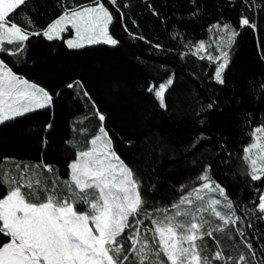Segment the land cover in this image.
Returning a JSON list of instances; mask_svg holds the SVG:
<instances>
[{
	"label": "trees",
	"instance_id": "16d2710c",
	"mask_svg": "<svg viewBox=\"0 0 264 264\" xmlns=\"http://www.w3.org/2000/svg\"><path fill=\"white\" fill-rule=\"evenodd\" d=\"M102 2L114 16L110 33L119 41L117 46L69 49L64 43L72 36L69 29L61 40L31 36L22 53H0V59L17 75L44 87L53 97L50 106L0 124V176L6 173L18 178L28 162L51 165L49 174L41 167L29 170L42 181L46 179L49 189L55 184L59 193L68 194L61 182L69 179L68 166L78 150L69 142L86 150V142L102 123L96 115L98 109L106 116L103 125L115 151L142 181L146 208L178 202L182 194L202 183L197 178L211 165L212 177L239 205L237 214L244 220L225 229L223 246L239 247L225 252L244 255L250 264H264V219L245 218L244 213V208L258 204L264 178L252 181L243 160V148L252 142V131L264 122V106L252 109L248 103L264 76V0ZM89 3L91 0H26L9 19L42 33L66 7ZM244 18L255 27L241 28ZM216 23H229L240 32L227 50L230 62L222 84L214 81L216 65L208 59L191 54L181 59L182 53H189L185 43L208 41L213 33L208 29ZM169 76L174 77V84L166 91V107L162 108L147 88L150 82L158 86ZM73 83L76 86L69 88ZM210 103L214 105L211 109ZM201 133L208 138L193 148ZM7 191L8 186L0 181V198ZM38 195L45 197L42 189ZM144 226H151V221L145 220ZM237 228L245 235H239ZM130 231L126 229L119 238L126 249L131 247ZM7 239L0 236V242ZM213 249L208 240L203 255L211 259ZM126 254L132 264L131 254Z\"/></svg>",
	"mask_w": 264,
	"mask_h": 264
},
{
	"label": "snow or ice",
	"instance_id": "6c2138e0",
	"mask_svg": "<svg viewBox=\"0 0 264 264\" xmlns=\"http://www.w3.org/2000/svg\"><path fill=\"white\" fill-rule=\"evenodd\" d=\"M25 3L26 0H0V53H22L31 36L42 34L48 41L61 40L69 28L74 33L71 38L64 39L69 49L99 44L115 47L119 44L110 33L114 16L102 0L66 7L63 14L49 23L42 33L26 30L9 19L10 14ZM110 3L116 5L117 0H110ZM240 23L241 28L255 27L246 18ZM213 30L212 39L219 40L216 43L219 55L208 52L210 44L204 40L188 41L184 47L189 49V53H182L181 59L188 54L207 58L216 65L215 81L222 84L231 55L225 47L232 48L240 32L229 23L222 26L213 24L208 31ZM125 31H128L126 26ZM5 45L18 47L9 50ZM173 84L174 77L169 76L158 86L150 82L147 91L154 93L160 106L165 108L166 91ZM75 86V83L68 85L69 88ZM84 95L88 96L87 91ZM52 103L53 97L44 87L17 75L0 59V124ZM213 106L210 103L208 108ZM96 115L102 123L98 133L86 142V150L75 142H69L78 150L75 160L68 166L70 179L63 182L67 195L59 193L55 184L49 189L47 180L31 175L27 165L18 178L0 176V181L8 186L7 193L0 198V236L8 238L7 242H0V264H129L130 256L126 252L135 257L132 264H212L198 244L203 238L200 233L208 221L203 214L195 215L191 208L199 203L198 211L210 212L218 218L222 222L217 228L219 231L238 222L244 223V220L237 214L239 205L212 177L211 165H206L198 176L202 183L186 195L182 194L178 202L148 209L142 193V181L115 151L113 139L103 125L106 116L98 109ZM251 135L252 142L243 148V160L251 180L259 181L264 178V122L255 127ZM207 138L201 133L192 147ZM42 168L53 171L51 165L44 164ZM41 189L45 193L44 199L38 195ZM258 201L254 207L244 208L245 218L264 217V193L259 194ZM79 205L84 206L83 211ZM186 205L190 207H184ZM145 220H150L151 226L145 227L144 235H141L140 226ZM247 226L252 227L251 219ZM132 228L134 231L127 237L131 247L126 249L119 238L126 229ZM236 231L241 236L245 235L241 228ZM148 233H151V239ZM248 247L252 248L251 243ZM213 259L220 260L222 256L217 252Z\"/></svg>",
	"mask_w": 264,
	"mask_h": 264
},
{
	"label": "rangeland",
	"instance_id": "374dc122",
	"mask_svg": "<svg viewBox=\"0 0 264 264\" xmlns=\"http://www.w3.org/2000/svg\"><path fill=\"white\" fill-rule=\"evenodd\" d=\"M66 33H64V34H66ZM214 33H215V30H213V33L210 35V39L208 41H205L206 43L210 44V47L207 49V51L208 52H211L214 55H219V53L216 51V43H219V40L218 39H216V40H213L212 39V37L214 36ZM227 49L228 48L225 47V50H227ZM258 69L260 70V65H258ZM262 79L263 80L261 81V85L259 86V90L248 98L249 106L252 109H256V108H260V107H263L264 106V76H263ZM214 81H215V78H214ZM46 107H48V106H46ZM37 110H39V109H37ZM9 162L10 163H17L18 166L21 164V162H16V161H13V160L12 161L10 160ZM37 165H40V164H38V163H29V162L27 163V166H30L29 169L32 170V168H33L34 171H38L40 169V167H37ZM41 168H42V165H41ZM22 170L25 171V168L23 167ZM44 171L47 172L48 174L51 173V172H48L46 170H44ZM29 173H30V170H29ZM2 176H6L7 177V174L6 173L5 174H2ZM69 179H70V177H69ZM69 179H67V180H69ZM3 183H5V182H3ZM61 183L64 184L63 182H61ZM65 189L68 192V190H67L66 187H65ZM62 195H67V194H62ZM193 199H194V197H193ZM79 207H80V209L82 211L84 210V206L79 205ZM184 207H190V206H187L186 205ZM199 208H200L199 203H196L195 206L191 208V211L195 215H197V216H200L201 214H203L205 216L206 221H208V222L204 224V227L202 229V233H200V234H202V237L203 238L198 241V244H199V246L202 249L203 248L205 249L206 248V245H207V241L210 240V242H212L213 245H214V249H213L214 251H213V255L212 256L214 257L215 256V253H217V252H219L221 254V256H222V259H220V260H215V259H213V257H211L212 264H214L215 261L216 262H219L217 264H250V262L248 260H246V257L244 255H239L238 254V255L232 256L230 253L227 254L225 252V249H229L230 251H232V250L235 251V250H238L239 247L237 246V244L229 245V246L228 245L227 246H223L222 240H221V236L224 235L226 232H225V230L224 231L217 230L218 225H221L222 222L219 221L218 218H216L210 212L201 213L200 211H198ZM160 218L161 219L163 218V213L160 214ZM181 219H185V218L184 217H181ZM263 219H264V217H263ZM189 221H190V219H189ZM213 221L214 222L215 221H218L219 222L218 225L214 224L217 227L216 226H213V224L210 225V223L213 222ZM140 227H141V235H144V228L145 227H149V226L141 225ZM132 231H134V228L131 229L130 233ZM208 232H211L212 235H207ZM147 235H148L149 239H151V233H148ZM204 237H206V239ZM129 243L131 245V242L130 241H129ZM241 257H243V260H241ZM131 258H132V260H135V257L132 254H131ZM164 259H166V258H164Z\"/></svg>",
	"mask_w": 264,
	"mask_h": 264
},
{
	"label": "crops",
	"instance_id": "0c3cea01",
	"mask_svg": "<svg viewBox=\"0 0 264 264\" xmlns=\"http://www.w3.org/2000/svg\"><path fill=\"white\" fill-rule=\"evenodd\" d=\"M74 33H72V35H73ZM209 39H210V37H209ZM16 47H18V45H5V48H7V49H9V50H12V49H14V48H16ZM229 49V48H228ZM227 49V50H228ZM226 50V51H227ZM6 54H7V52H5ZM8 55H10V54H8ZM207 59V58H206Z\"/></svg>",
	"mask_w": 264,
	"mask_h": 264
}]
</instances>
